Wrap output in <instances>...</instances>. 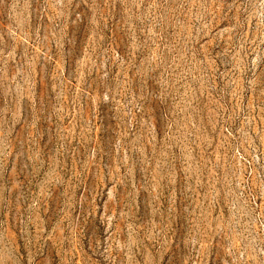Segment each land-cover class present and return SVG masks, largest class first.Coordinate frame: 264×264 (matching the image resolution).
I'll list each match as a JSON object with an SVG mask.
<instances>
[{
	"label": "rangeland",
	"instance_id": "rangeland-1",
	"mask_svg": "<svg viewBox=\"0 0 264 264\" xmlns=\"http://www.w3.org/2000/svg\"><path fill=\"white\" fill-rule=\"evenodd\" d=\"M0 264H264V0H0Z\"/></svg>",
	"mask_w": 264,
	"mask_h": 264
}]
</instances>
